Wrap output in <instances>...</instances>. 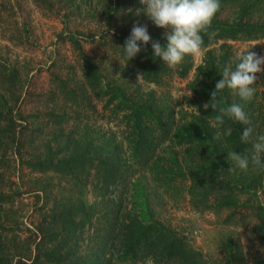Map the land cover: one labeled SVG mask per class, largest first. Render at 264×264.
Returning a JSON list of instances; mask_svg holds the SVG:
<instances>
[{"label":"rangeland","instance_id":"obj_1","mask_svg":"<svg viewBox=\"0 0 264 264\" xmlns=\"http://www.w3.org/2000/svg\"><path fill=\"white\" fill-rule=\"evenodd\" d=\"M82 1L93 9L81 5L78 11L71 0H0V94L10 100L17 98V123L10 137H4L7 128L0 120V189L5 191L3 207L8 208L0 234L9 247L11 264H74L66 257H53L61 231L76 236L78 250H94L106 224L103 208L109 209L116 188L112 183L103 187L92 166L77 162L78 148L73 141L62 139L70 134L79 137L88 117L95 128L102 121L101 125L116 131L101 108L108 86L118 84L125 91L154 89L161 103L174 108L178 122L186 119L180 118L185 111L192 110L187 83L202 53L190 55L192 65L185 75H178L175 67L162 75L160 83L148 81L132 61L126 63L115 36L123 25L130 33L134 24L146 27L148 34L166 30L148 19L139 0ZM112 7L118 10L116 16L107 13ZM230 42L235 55L257 48L264 57V39ZM80 52L87 55L98 77H84ZM10 67L17 72L7 79ZM67 88L83 92L98 113L93 116L83 103L74 105L67 98ZM56 112L65 114L62 125L51 120L50 114ZM47 153L52 160L62 161L58 169L44 163L35 167L34 162ZM251 177L250 172L242 171L234 179L227 177V187L213 183L192 186L194 196L183 189L169 196L143 174L138 183L150 188L149 216L168 221L209 264H224L218 247L227 240L239 248V264H264V180L262 185L250 186ZM77 202L96 206L89 221H83L81 233L67 221L51 222L53 213Z\"/></svg>","mask_w":264,"mask_h":264},{"label":"trees","instance_id":"obj_2","mask_svg":"<svg viewBox=\"0 0 264 264\" xmlns=\"http://www.w3.org/2000/svg\"><path fill=\"white\" fill-rule=\"evenodd\" d=\"M71 1L78 11L81 5L93 9L91 4L85 5L82 0ZM109 1L118 3L119 0ZM95 6L94 11L97 12L96 3ZM107 13L116 16L118 10L112 7V10L107 9ZM129 35L125 25L122 30H118L115 37L120 39L121 47ZM201 35L203 52L193 67L192 79L187 83L192 93L191 99H188L192 110L180 116H186L183 122L175 119L174 108L165 102L161 103L154 89L125 91L118 84H112L103 92L106 96L101 108L107 111L106 121L114 125L116 131H112L110 126L101 125L102 121L98 125L100 128H95L94 120L88 117L82 125L80 138L70 134L62 139L63 142L73 141V146L78 148L77 162L92 166L103 187L114 184L116 197L110 207L107 206L108 210L103 208L106 224L94 250H78L80 245L76 236L61 231L59 240L53 245L55 259L66 257L74 264H209L199 250L190 246L183 233L168 221L149 216L152 208L148 195L151 191L146 185L138 183V176L143 174L146 180H153L154 185L159 186L164 193H170L167 194L169 196H172V191L179 194L181 189L194 196L196 192L192 186L202 187L213 183L218 184L217 187H227V177L234 179L242 172L227 159V153H244L245 149H251V143L240 141L246 127L253 129L252 142H257V137L264 135V64L261 65L262 71L256 73L251 101L245 102L233 90L225 88L218 93L216 110L211 107L205 109L203 105L211 103L210 94L222 78L224 67L230 65L234 70L238 63L239 54L233 53L230 41L264 39V0H220V8L211 27ZM149 36V44L142 45L141 52L130 61L144 79L160 83L162 75L169 68L160 58H153L151 43L159 41L162 46H166L167 41L165 33L156 32ZM248 51L251 52V49ZM258 52L256 48L254 53L260 57ZM80 54V63L85 68V72H82L84 77H98L87 55L83 52ZM191 65L190 55H186L175 71L178 75H185ZM9 69L7 79L13 75L15 77L17 72L12 67ZM67 93V98L74 105L83 103L90 114L95 116L98 113L95 104L83 92L76 93L73 88H67ZM16 101L17 98L10 100L0 94V120L5 121L7 128L5 138L10 137L11 130L15 131ZM234 103L243 107L251 123L243 125L226 119L219 129L214 127L213 118L219 108ZM50 117L54 123L56 121V124L62 125L65 114L56 112L50 114ZM228 127L232 128V133L224 136L223 132ZM218 131L221 138L213 139ZM34 163L36 168L44 163L48 168L56 170L62 161L52 160L47 153ZM247 171L252 174L248 185L263 184L264 169H255L250 165ZM262 192L264 194L263 188ZM100 195L102 199V193ZM109 199L112 200L111 197ZM4 200L5 191L0 189V231L4 229L2 217L7 220L5 210L8 208L3 207ZM95 209L96 206L92 204L77 202L53 213L51 222L67 221L71 226H76L77 233H81L83 221L90 219ZM218 248L224 264H239V248L233 246L231 241L221 243ZM0 264H11L9 247L1 234Z\"/></svg>","mask_w":264,"mask_h":264},{"label":"clouds","instance_id":"obj_3","mask_svg":"<svg viewBox=\"0 0 264 264\" xmlns=\"http://www.w3.org/2000/svg\"><path fill=\"white\" fill-rule=\"evenodd\" d=\"M144 6L143 11L157 28L165 29L166 46L159 41L151 43L153 58H160L170 69L180 65L186 55H200L202 53V33H207L212 20L220 8V0H139ZM151 40L144 26L133 25L129 37L124 41L123 49L126 63L133 59L142 50V45H148ZM241 52L238 63L233 70L231 66L224 67L221 79L215 84V90L211 92V103L204 104L205 109L211 107L217 109V96L225 88L233 90L241 100L251 101L254 95V82L256 73L261 72L264 57H257L256 53ZM140 76H138L139 79ZM230 120L243 125H249L247 114L240 104H232L228 107H220L218 114L213 118V126L218 129ZM251 127H246L240 136L241 143H251V149H245L244 153L235 151L227 153V159L231 160L235 167L247 171L251 165L255 169H264V135L257 137V142H252ZM232 128L224 130V136H230ZM221 133L218 131L213 139L219 140Z\"/></svg>","mask_w":264,"mask_h":264}]
</instances>
